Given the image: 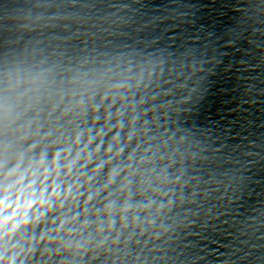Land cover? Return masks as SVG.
<instances>
[{
    "label": "clouds",
    "instance_id": "9594fccd",
    "mask_svg": "<svg viewBox=\"0 0 264 264\" xmlns=\"http://www.w3.org/2000/svg\"><path fill=\"white\" fill-rule=\"evenodd\" d=\"M161 67L132 55L70 65L32 44L0 56V264L163 259L156 240L175 227L160 217L199 153L154 118Z\"/></svg>",
    "mask_w": 264,
    "mask_h": 264
},
{
    "label": "water",
    "instance_id": "95a60500",
    "mask_svg": "<svg viewBox=\"0 0 264 264\" xmlns=\"http://www.w3.org/2000/svg\"><path fill=\"white\" fill-rule=\"evenodd\" d=\"M29 44L70 65L158 60L154 118L199 153L158 264H264V0H0V56Z\"/></svg>",
    "mask_w": 264,
    "mask_h": 264
}]
</instances>
